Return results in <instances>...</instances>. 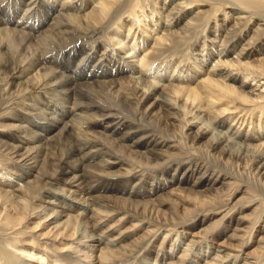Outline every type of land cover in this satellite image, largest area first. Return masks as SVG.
I'll use <instances>...</instances> for the list:
<instances>
[{"label":"bare ground","instance_id":"bare-ground-1","mask_svg":"<svg viewBox=\"0 0 264 264\" xmlns=\"http://www.w3.org/2000/svg\"><path fill=\"white\" fill-rule=\"evenodd\" d=\"M260 188L264 0H0V264H264Z\"/></svg>","mask_w":264,"mask_h":264},{"label":"rangeland","instance_id":"rangeland-1","mask_svg":"<svg viewBox=\"0 0 264 264\" xmlns=\"http://www.w3.org/2000/svg\"><path fill=\"white\" fill-rule=\"evenodd\" d=\"M160 5V4H159ZM173 21V20H172ZM171 21V22H172ZM165 23V22H164ZM208 26V25H207ZM252 29H255V27H253ZM221 30V29H220ZM217 31L216 32V34L214 35V37H216L214 40L215 41H217V43L215 42V44H213L212 45V47H213V50L215 51V52H219L220 51V47H218L219 46V44L222 42V40L224 39V38H228V42L226 43V47H225V51L226 50H230V53H231V57H235L236 55H238L241 51H240V49L242 48V46H243V44L246 42V39H244V40H242L241 42H237V44H232L235 40H236V38H238L237 36H233V37H230V36H232L231 34H230V32H228V30H226L229 34H226V31L224 32V33H222L221 31ZM229 31H231V30H229ZM222 33V34H221ZM252 33L253 32H251L248 36H251L252 35ZM207 35H210V38L212 39L213 38V35H211L210 33H207ZM228 35H230V36H228ZM206 40H208V39H206ZM219 40H221V41H219ZM219 41V42H218ZM207 43H209L208 41H207ZM251 46H254V44L253 45H250L248 48H250ZM257 51H258V49H259V47H254ZM246 52V50H242V53L239 55L240 56V58H243V56H244V53ZM195 53H199L198 51H194L193 52V54L194 55H197V54H195ZM205 53V51L203 52V54ZM199 59H201V57H199ZM250 60H252V58L250 59ZM249 60V61H250ZM188 62V60H186V62L185 63H187ZM214 65V62H210L205 68L207 69V70H210L211 68H212V66ZM218 70L220 69V67H216ZM232 73V72H231ZM26 171V170H25ZM25 171H23V169H20V170H17L16 171V169H13V171H11V172H17V173H20V174H22V175H25L23 172H25ZM245 176H243L244 177V179H246L247 181H249V182H252L253 181V177H251V175L249 174V173H247V174H244ZM3 176V175H2ZM248 176V177H247ZM250 176V177H249ZM3 177H9V175H4ZM252 185H254V186H257V183L256 182H252L251 183ZM57 185H62V184H57ZM259 186V185H258ZM261 189V190H260ZM258 191L260 192V194H262V195H264V189H262V188H260ZM261 191H262V193H261ZM56 201V204H58V205H60V200H55ZM126 226H124L123 228H121V229H124ZM177 240H179V239H177ZM222 240V239H221ZM184 242H185V244H184ZM181 243V245H183V249H187L186 250V253L188 254V256H191V260H195V261H198V264H201L202 262H201V260H200V257H202V256H207L209 253H210V255H211V257L213 256L214 257V255L215 254H218V253H216V251L215 252H213L211 249V247H210V245H208V243H204V242H202V243H200L199 245H193V246H189L187 243H188V241H181L180 242ZM210 247V248H209ZM220 254V253H219ZM197 256V257H196ZM210 257V258H211ZM209 258V259H210ZM257 264H263L262 262L260 263H257Z\"/></svg>","mask_w":264,"mask_h":264}]
</instances>
